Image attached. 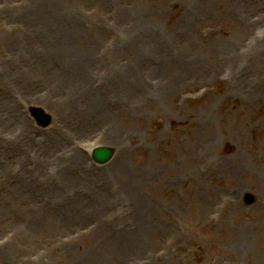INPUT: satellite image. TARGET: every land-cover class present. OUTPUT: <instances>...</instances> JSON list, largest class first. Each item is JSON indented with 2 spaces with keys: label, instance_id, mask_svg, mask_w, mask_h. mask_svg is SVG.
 Returning <instances> with one entry per match:
<instances>
[{
  "label": "rangeland",
  "instance_id": "rangeland-1",
  "mask_svg": "<svg viewBox=\"0 0 264 264\" xmlns=\"http://www.w3.org/2000/svg\"><path fill=\"white\" fill-rule=\"evenodd\" d=\"M0 264H264V0H0Z\"/></svg>",
  "mask_w": 264,
  "mask_h": 264
},
{
  "label": "water",
  "instance_id": "water-1",
  "mask_svg": "<svg viewBox=\"0 0 264 264\" xmlns=\"http://www.w3.org/2000/svg\"><path fill=\"white\" fill-rule=\"evenodd\" d=\"M29 113L35 122L41 127H46L51 122V116L41 107L30 106ZM113 153L114 148L111 146H98L92 149L91 159L95 163L104 164L112 157Z\"/></svg>",
  "mask_w": 264,
  "mask_h": 264
},
{
  "label": "bare ground",
  "instance_id": "bare-ground-1",
  "mask_svg": "<svg viewBox=\"0 0 264 264\" xmlns=\"http://www.w3.org/2000/svg\"><path fill=\"white\" fill-rule=\"evenodd\" d=\"M180 167H181V170H182L184 168V165L182 164V165H180ZM157 175H159V173H157Z\"/></svg>",
  "mask_w": 264,
  "mask_h": 264
}]
</instances>
